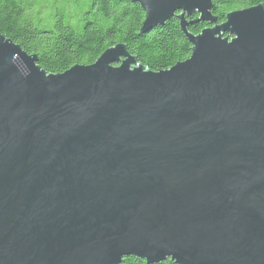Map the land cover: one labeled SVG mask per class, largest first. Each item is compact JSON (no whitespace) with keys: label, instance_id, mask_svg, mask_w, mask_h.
Here are the masks:
<instances>
[{"label":"water","instance_id":"obj_1","mask_svg":"<svg viewBox=\"0 0 264 264\" xmlns=\"http://www.w3.org/2000/svg\"><path fill=\"white\" fill-rule=\"evenodd\" d=\"M129 1L142 33L176 15L190 57L118 43L48 73L0 34V264H264V6Z\"/></svg>","mask_w":264,"mask_h":264},{"label":"trees","instance_id":"obj_2","mask_svg":"<svg viewBox=\"0 0 264 264\" xmlns=\"http://www.w3.org/2000/svg\"><path fill=\"white\" fill-rule=\"evenodd\" d=\"M58 2L63 3L64 11L57 9ZM259 4L264 6V0H213L212 14L221 23L229 12ZM44 11L50 13L51 28L45 26ZM198 17L187 16L188 32L198 34L211 26L196 21ZM144 19L141 6L129 0H0V34L28 54H37L38 64L48 73L92 64L118 43L125 44L138 63L153 71L169 69L190 57L192 44L176 15L142 33ZM119 264L149 263L130 255ZM152 264L177 263L168 258Z\"/></svg>","mask_w":264,"mask_h":264},{"label":"rangeland","instance_id":"obj_3","mask_svg":"<svg viewBox=\"0 0 264 264\" xmlns=\"http://www.w3.org/2000/svg\"><path fill=\"white\" fill-rule=\"evenodd\" d=\"M56 6H57V9H58V10H60V11H64L63 3H59V2H58V3L56 4ZM44 12H45V13H44ZM44 12H43V13H44L43 16L46 17V19H47V22H46V25H45V26H46L47 28H51V27L53 26V24H52V22H51V20H50V17H49V16H50V13L47 12V11H44ZM66 12H67L68 14H71L72 11L69 10V9L67 8Z\"/></svg>","mask_w":264,"mask_h":264}]
</instances>
